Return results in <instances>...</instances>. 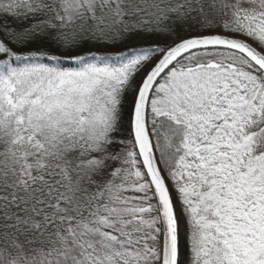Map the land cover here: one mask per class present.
Instances as JSON below:
<instances>
[{"label":"snow or ice","instance_id":"1","mask_svg":"<svg viewBox=\"0 0 264 264\" xmlns=\"http://www.w3.org/2000/svg\"><path fill=\"white\" fill-rule=\"evenodd\" d=\"M0 264H264V0H0Z\"/></svg>","mask_w":264,"mask_h":264}]
</instances>
